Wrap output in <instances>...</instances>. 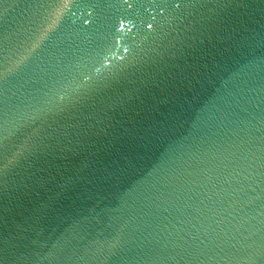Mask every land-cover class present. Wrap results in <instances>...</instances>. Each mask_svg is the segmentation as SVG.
Listing matches in <instances>:
<instances>
[{"label": "water", "instance_id": "1", "mask_svg": "<svg viewBox=\"0 0 264 264\" xmlns=\"http://www.w3.org/2000/svg\"><path fill=\"white\" fill-rule=\"evenodd\" d=\"M0 264H264V0H0Z\"/></svg>", "mask_w": 264, "mask_h": 264}]
</instances>
